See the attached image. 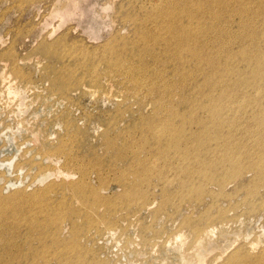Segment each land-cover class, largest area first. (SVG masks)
Returning <instances> with one entry per match:
<instances>
[{"label": "rangeland", "instance_id": "1", "mask_svg": "<svg viewBox=\"0 0 264 264\" xmlns=\"http://www.w3.org/2000/svg\"><path fill=\"white\" fill-rule=\"evenodd\" d=\"M175 1L0 0V264H229L239 249L264 254V213L248 218L244 206L227 201L223 211L209 210V199L195 204L184 189L198 193L209 175L192 177L191 160L157 156L173 145L147 143L141 125L151 123L156 137L171 119L180 122L172 111L208 122L199 133L191 123L198 139L185 138L165 155L200 154L214 142L263 151L264 2L192 0V38L177 30L171 47L157 46L146 35L158 32L155 23L167 25ZM125 15L141 21L133 25L142 27L139 47L154 49L145 66L118 47L117 36L132 33ZM175 19L186 20L182 13ZM177 47L196 50V60L176 55ZM86 76L102 80L96 92L50 90L51 80L79 87ZM252 202L258 207V197ZM210 224V236L199 238Z\"/></svg>", "mask_w": 264, "mask_h": 264}, {"label": "bare ground", "instance_id": "2", "mask_svg": "<svg viewBox=\"0 0 264 264\" xmlns=\"http://www.w3.org/2000/svg\"><path fill=\"white\" fill-rule=\"evenodd\" d=\"M169 1V0H168ZM180 1V2H178ZM178 1H175V2H172L171 3V9L170 12H166L168 13L167 14V17L166 19H169V22L168 20L167 21V25L163 26L162 24L160 25V27L155 23V25L153 26V28H158V32H155L153 33L152 31L146 35V38H149L150 40L152 39L153 41H156V45L158 46L159 42H165L164 43V47H171L173 45V42L176 41L175 39V31L178 30V32H180L182 35H183V38L185 40H189L190 38H192L190 36L191 31L193 30L192 27H191V23H190V20L192 19V15L194 13V11L192 12V8L189 7V5L192 3L191 1L192 0H178ZM232 1V0H231ZM242 1V0H241ZM244 1V0H243ZM245 2V1H244ZM256 2V1H255ZM254 2V4H255ZM259 2V1H258ZM257 2V4H258ZM262 2V1H260ZM264 2V0H263ZM202 2H200L199 0V3L197 6L199 5H202L200 4ZM243 3V2H242ZM251 3V2H250ZM237 4H239L237 2ZM263 4V3H262ZM236 5V4H235ZM248 5V4H247ZM256 5V4H255ZM123 6V5H122ZM245 6V5H244ZM250 6V5H249ZM257 6V5H256ZM255 6V7H256ZM253 7V6H252ZM264 7V6H263ZM122 8V7H120ZM244 8V7H243ZM242 8V9H243ZM262 8V7H261ZM259 8V9H261ZM123 9V8H122ZM178 9H180V11H177ZM200 8H198L199 10ZM241 9V8H240ZM253 9V8H252ZM126 10V9H125ZM195 10L197 11V13H201V11L199 10ZM257 10H258V7H257ZM139 11V10H138ZM247 11V10H246ZM251 11V9H250ZM263 11V10H262ZM128 12V11H126ZM137 12V11H136ZM135 12V13H136ZM133 13V12H132ZM162 13V12H161ZM176 13H182V15L185 17V23L183 24H180V25H175V15ZM241 13V12H240ZM251 13V12H250ZM144 14V13H143ZM146 14V13H145ZM260 14V13H259ZM128 15V14H127ZM125 15L127 18L125 19L126 21H129L131 20V16H127ZM131 15V14H130ZM134 15V14H133ZM161 15V14H160ZM164 15V14H163ZM162 15V16H163ZM264 15V14H263ZM150 16V15H149ZM161 16V17H162ZM166 16V15H165ZM239 16V15H238ZM242 16V14H241ZM258 17V15H256ZM159 17V15H158ZM249 17V16H248ZM121 18V17H120ZM144 18V16H143ZM146 18V16H145ZM163 18V17H162ZM244 18V17H243ZM242 18V19H243ZM250 18V17H249ZM123 19V18H122ZM262 19V18H261ZM67 20V19H65ZM116 20V19H115ZM159 20V19H158ZM145 21V20H144ZM143 21V22H144ZM161 21V20H160ZM138 22L139 24H141V21L140 20H137L135 19V17L132 18L131 20V23H132V33H130L128 36H122V37H119L117 36V39L116 41L119 42L118 43V47L119 49L121 50H125L126 54L128 55V58L127 60L129 61H136L137 63H140L141 66H145L146 65V62H145V57L149 56L151 54L150 51L154 50L151 48H149L148 50H142L140 47H139V37L142 35V27H138L136 26L135 28L133 27V25H135V23ZM147 22V20L145 21V23ZM115 41V39H114ZM255 41V40H254ZM258 41V40H257ZM256 42V41H255ZM148 42L146 41L144 44L146 45ZM257 43V42H256ZM53 44V43H52ZM143 44V46H145ZM113 45V43H112ZM46 46H49V45H46ZM53 46V45H52ZM113 47V46H112ZM122 47V48H121ZM50 48V46L48 47ZM139 48L141 50H139ZM257 48V47H255ZM102 49V48H101ZM243 49V48H242ZM111 50V49H110ZM52 51V50H51ZM115 51V49H114ZM182 50L179 49V47H177V49L175 50V54L178 55L179 52H181ZM157 52H159V50H157ZM156 52V53H157ZM182 52H185L187 54H189L192 58H197L194 56V53L190 52V50H183ZM181 52V54H182ZM50 54V53H48ZM47 54V56H49ZM54 54V53H53ZM52 54V55H53ZM160 54V53H158ZM174 54V55H175ZM186 54V55H187ZM173 55V54H172ZM173 55V56H174ZM243 55V54H242ZM183 56V55H181ZM240 56V55H239ZM245 56V55H244ZM247 56V55H246ZM120 57V56H118ZM150 57H153V54L152 56ZM11 58V57H10ZM184 59V57H182ZM185 58L187 59V56H185ZM191 58V60H192ZM223 58V57H222ZM225 58V57H224ZM228 58V57H227ZM240 58V57H239ZM13 59V58H12ZM126 59V58H125ZM244 59V58H243ZM126 60V61H127ZM161 60V59H160ZM182 60V59H180ZM190 60V59H188ZM196 60V59H195ZM223 60V59H222ZM230 60V59H229ZM242 60V59H241ZM120 61V60H119ZM179 61V60H178ZM121 62V61H120ZM186 61H184L185 63ZM226 62V61H225ZM234 62V61H233ZM90 63V62H89ZM115 63V62H114ZM129 63V62H128ZM182 63V62H181ZM183 63V64H184ZM192 63V62H191ZM111 64V63H110ZM130 64V63H129ZM222 64V62H221ZM229 64V63H227ZM94 65V64H93ZM109 65V64H108ZM113 65V64H111ZM188 65V63H187ZM225 65V63L223 64ZM229 66V65H228ZM234 66V65H233ZM231 67V65L229 66ZM228 67V68H229ZM235 67V66H234ZM257 67V66H256ZM260 67V65H259ZM136 68V66H135ZM138 68H139V65H138ZM141 68V67H140ZM143 68V67H142ZM236 68V67H235ZM234 68V69H235ZM258 68V67H257ZM230 69V68H229ZM255 69V68H254ZM260 69V68H259ZM131 70V68L129 69ZM232 71V70H231ZM253 71V69H252ZM260 71V70H259ZM90 72V71H89ZM116 71L114 70V73ZM254 72V71H253ZM64 73V72H63ZM135 73V72H134ZM137 73V72H136ZM155 73V72H154ZM186 73V72H185ZM161 74V73H160ZM159 74V75H160ZM184 74V73H183ZM255 74V73H254ZM60 75V74H59ZM62 75V74H61ZM118 75V74H117ZM141 75V74H140ZM242 75V74H241ZM64 76V75H63ZM63 76L61 78H63ZM137 76V75H136ZM162 76V75H161ZM126 77V76H125ZM61 78L57 81H53L51 80V88L50 90H54L57 86V89H61L62 92L63 91H66L68 89H72V90H79V92H81L82 94L84 93H90V92H96V91H93V88L97 89V87L100 88V86L102 85V80L100 78H98V76H92V77H87L86 76V79L80 83V86L78 87H74L76 86L75 85V82H72V83H65V84H62L64 82H61ZM162 78V77H161ZM57 79V78H56ZM156 79H158L156 77ZM244 79V78H243ZM65 80V78L63 79V81ZM133 81V85H136V86H140V84L138 83V81L135 79L134 75L131 79ZM143 80V79H142ZM220 80V79H219ZM234 80V79H233ZM260 80V79H259ZM66 81V80H65ZM89 81H91L89 83ZM165 81V80H164ZM239 81V80H238ZM246 81V80H245ZM184 82V81H183ZM214 82V81H213ZM223 82V81H222ZM235 82H236V79H235ZM263 82V80H262ZM186 83V82H185ZM212 83V82H211ZM221 83V82H220ZM253 83V82H252ZM78 84V83H77ZM150 84V83H149ZM148 84V85H149ZM155 84V83H154ZM158 84V82H157ZM182 84V83H181ZM184 84V83H183ZM238 84V83H237ZM153 85V83H152ZM166 85V84H165ZM164 85V86H165ZM169 85V84H168ZM153 86H156V85H153ZM185 86V85H184ZM184 86H183V89H184ZM220 86V85H219ZM98 88V89H99ZM157 88V87H156ZM159 88V87H158ZM148 89V88H147ZM146 89V90H147ZM160 89V88H159ZM172 89V88H170ZM182 89V91H183ZM186 89V88H185ZM188 89V88H187ZM178 90V89H177ZM60 91V90H59ZM158 91V90H157ZM165 91V90H164ZM3 92V91H2ZM56 92V91H55ZM78 92V91H76ZM152 92V91H151ZM177 92V91H176ZM73 93V92H72ZM147 93V92H146ZM155 93V92H153ZM152 93V95H153ZM162 93V92H161ZM174 93V92H173ZM254 93V92H253ZM53 94V93H52ZM150 94V93H149ZM158 94V93H157ZM166 94V93H165ZM175 94V93H174ZM182 94L184 95V93L182 92ZM51 95V94H50ZM66 95V94H65ZM64 95V96H65ZM92 95V94H91ZM155 95V94H154ZM153 95V96H154ZM170 95V94H169ZM173 95V94H172ZM254 95V94H253ZM63 96V97H64ZM160 96V95H159ZM175 96V95H174ZM182 96V95H180ZM62 97V96H61ZM68 97V96H67ZM162 97V96H161ZM164 97V96H163ZM66 98V97H65ZM69 98V97H68ZM166 98V97H165ZM172 98V97H171ZM187 98V96H186ZM183 99V98H182ZM63 100V99H62ZM67 100V98H66ZM69 100V99H68ZM67 100V101H68ZM155 100H157V98H155ZM65 101V100H64ZM71 101V100H70ZM159 101V100H158ZM162 101V100H161ZM187 101V100H186ZM173 102V101H172ZM154 103V102H153ZM158 103V102H157ZM164 103V102H163ZM166 103H169V102H166ZM184 103V102H183ZM226 104V103H225ZM231 104V103H230ZM172 105V104H171ZM169 105V106H171ZM174 105V104H173ZM256 105V104H255ZM12 106V105H11ZM183 104L180 102L179 105L177 107H173V110L174 109H177L178 110V107H182ZM10 107V106H9ZM242 107V106H241ZM12 108V107H11ZM10 108V109H11ZM166 108V107H165ZM14 109V108H13ZM227 109V108H226ZM168 110V109H167ZM13 111V110H12ZM172 111V110H171ZM184 111V110H183ZM181 111V112H183ZM197 111V110H196ZM174 112V114H173ZM211 112V111H210ZM241 112V110H240ZM180 113V112H179ZM178 112H175V111H172L171 113V116H176L177 118H180V122H175L174 119H171L167 126L163 127V129L160 131L161 133L159 135H157L156 137H154V135H152V132H154V128L152 126H150L149 123H147V120L142 123V135H144V137L146 136V142L149 143V142H152V141H155L159 144H164V145H173V146H168L166 148V150L168 148H173V147H177L180 143V141H182L183 139L187 138L189 140H192V141H195L197 140V136L198 134H193L191 132L188 131V126L191 125V123H194L196 125V128H197V132L199 133L200 131L203 132L202 129L206 128L205 127V124H208L205 123V121L201 118H197V119H192V118H188L185 120V116L186 115H183V114H179ZM168 114V113H167ZM178 115V116H177ZM142 116V115H140ZM170 116V115H169ZM168 116V117H169ZM215 117V115H214ZM143 118V117H142ZM146 118V117H145ZM187 118V117H186ZM148 119V118H147ZM151 119V118H150ZM207 119V118H206ZM210 119V118H209ZM214 119V118H213ZM208 120V119H207ZM144 121V120H143ZM142 122V121H141ZM149 122V121H148ZM157 122V121H156ZM163 122V121H162ZM164 123V122H163ZM166 123V122H165ZM217 123V122H216ZM155 126V124H154ZM207 126V125H206ZM215 126V125H214ZM219 127V126H217ZM136 127H134L135 129ZM156 129V128H155ZM130 130V129H129ZM132 130V129H131ZM157 130V129H156ZM134 131V130H133ZM174 131H178V132H175L173 133ZM212 131V130H210ZM158 132V131H157ZM207 133V132H206ZM149 137V138H148ZM217 140H220V137L218 136L217 137ZM218 142V141H217ZM223 143V142H221ZM243 143V142H242ZM237 144V143H236ZM241 144V143H240ZM239 144V145H240ZM111 146V143H108L107 144V147L109 148ZM246 147V145H245ZM255 148V147H254ZM252 148V149H254ZM165 150V151H166ZM160 152H154L155 154H157V156L159 155H164L166 156L165 158L166 159H169L170 158V163H172L174 160L175 161H180V163H182L183 160H187L190 162V160L192 161V166L189 165V169H193V171L191 172L190 170V173L192 174V177H197L198 178H201L200 177V173L204 171V173L208 174V178L207 179H203L202 178V181L204 183V187H198L196 185V187H198L197 189V192L198 193H195L196 192V188L193 187V185H190L188 188L184 189V191L186 193H189L191 192L192 194H194V197H193V202L195 204H198V205H206V199H209V203H208V209L211 210V209H214V207H217L216 209L218 211H223L220 206H221V203L223 201H227L229 204H232L234 206H236L235 208H237L238 206H244L246 208V214H247V217L248 218H252L254 216H259L261 213H264V150L263 151H249V150H246V149H242L240 147H237L235 146L234 144L230 145H225V143L220 144L219 143H215L213 144V146H208L206 151L203 152V153H193L191 151H187V150H184V151H181V152H176L174 155L170 156L169 155H165L164 152L165 151H162V150H159ZM193 151H198V149H194ZM196 154V155H195ZM201 163H204L205 167L203 168V170H200L197 165L198 164H201ZM203 166V165H202ZM138 176V175H137ZM136 176V177H137ZM204 176V175H203ZM191 177L192 180H195ZM193 182V181H192ZM200 182V181H199ZM192 184V183H191ZM201 184V183H200ZM78 186V185H76ZM73 187V190L75 189V187ZM200 186V185H199ZM210 187H215L217 190L214 192V191H211L210 190ZM47 191V190H46ZM45 192V191H44ZM47 193V192H46ZM50 193V192H48ZM76 194L77 195H81L82 192L81 190L79 189H76ZM44 197V196H43ZM93 197V196H92ZM258 197V200H259V205L258 207H254L252 205V201L253 199H257ZM53 199V198H52ZM105 198L101 199V200H104ZM93 200V198H92ZM92 200H90L92 202ZM98 201L99 202H101ZM96 201V200H94ZM86 203V202H85ZM97 203V202H96ZM95 203V204H96ZM93 204V203H92ZM148 209H151L152 207V203H149L147 206H146ZM195 208V206L193 207ZM192 208V209H193ZM58 209H60L58 207ZM260 210V211H257V210ZM4 210V209H2ZM5 211V210H4ZM58 212V210H57ZM86 212V211H85ZM84 212V213H85ZM245 212V211H244ZM72 213V212H71ZM74 213V212H73ZM72 213V214H73ZM88 213V211H87ZM59 215V214H58ZM57 215V216H58ZM85 215H87L85 213ZM244 215V213H243ZM56 216V217H57ZM60 216V215H59ZM66 216V215H65ZM64 216V217H65ZM68 216V215H67ZM77 216V215H76ZM61 217V216H60ZM63 217V216H62ZM75 219V218H74ZM17 220V219H16ZM15 220V221H16ZM66 220V218H65ZM70 220V219H69ZM205 220L206 221H214L215 219L213 217H210L208 215H205ZM58 221V220H57ZM62 221V220H61ZM75 221V220H74ZM60 222V221H59ZM58 222V223H59ZM63 222V221H62ZM62 222L60 223L62 225ZM65 222V221H64ZM91 223V222H90ZM52 224V223H51ZM67 224V223H66ZM65 224V225H66ZM1 225V224H0ZM48 225V224H47ZM59 225V226H61ZM77 225V223H76ZM74 225V226H76ZM88 225V224H87ZM96 225V224H95ZM13 226V225H12ZM20 226V225H19ZM18 226V227H19ZM90 226V225H89ZM93 226V224L91 225V227ZM211 224L206 226V228H204L203 230H201L199 232V238H206V237H209L211 232L213 230H211ZM11 227V225H10ZM18 227L16 229H18ZM72 228V226H70ZM84 227V226H83ZM82 227V229H83ZM87 228V227H86ZM95 228V227H94ZM191 230L193 231V233H197L199 231L198 229V225L197 224H192L191 225ZM10 229V228H9ZM15 229V228H14ZM58 229V228H57ZM70 229V228H68ZM75 229V228H74ZM81 229V228H80ZM79 229V230H80ZM81 229V230H82ZM110 229V228H109ZM1 230V229H0ZM12 230V229H11ZM59 230V229H58ZM17 231V230H16ZM77 231V230H76ZM5 232V231H4ZM11 232V231H10ZM84 233V232H83ZM6 234V233H5ZM54 234V232H53ZM58 234V232H57ZM72 234V233H71ZM11 235V234H10ZM9 235V236H10ZM17 235V234H16ZM73 235H74V232H73ZM72 235V236H73ZM111 235V234H110ZM2 236V235H1ZM8 236V235H6ZM8 236V237H9ZM38 236V235H37ZM39 237V236H38ZM75 237V236H74ZM77 237V236H76ZM1 238V237H0ZM5 238V237H4ZM3 238V239H4ZM28 238V237H27ZM2 239V240H3ZM12 239V238H11ZM18 239V238H17ZM35 239V238H34ZM63 240V239H62ZM76 240V239H75ZM1 241V240H0ZM5 241H8L5 240ZM4 241V243H5ZM16 241V240H15ZM25 241V240H24ZM39 241V240H38ZM42 241V240H41ZM67 242V241H65ZM63 242V243H65ZM62 243V244H63ZM44 245V243H43ZM56 245V244H55ZM65 245V244H64ZM68 245V244H67ZM72 245V244H71ZM70 245V248L74 247L75 246H72L71 247ZM37 246V245H36ZM69 246V245H68ZM27 247V246H26ZM42 247V246H41ZM40 247V248H41ZM44 247V246H43ZM46 247V245H45ZM66 248V246H64ZM63 246H62V249H65ZM78 247V246H77ZM251 247L252 249H254L253 245L251 244ZM17 248V247H15ZM46 248H49V247H46ZM45 248V249H46ZM4 250V248L2 249ZM39 250V248H38ZM59 250V248H58ZM70 250V249H68ZM77 250V249H76ZM91 250V249H90ZM25 251V250H24ZM23 251V252H24ZM36 251V250H35ZM43 251V250H41ZM57 251V249H56ZM54 251V252H56ZM65 251V250H64ZM72 251V250H70ZM75 251V250H74ZM94 251V250H93ZM91 250V252H93ZM12 252V251H11ZM27 252V251H26ZM45 252V251H44ZM50 252V251H49ZM60 252V251H59ZM63 252V250H62ZM67 252V251H66ZM252 252L253 250L251 251L250 248L246 249V251L242 250V249H239L238 251H236L235 253L232 254V256L229 257L228 259V262L229 260L231 261L233 258L234 260L231 261L229 264H264V254L263 253H258L256 255H252ZM34 253V252H33ZM36 253V252H35ZM43 253V252H41ZM46 253V252H45ZM65 253V252H64ZM72 253V252H71ZM9 254V253H8ZM38 254V252H37ZM48 254V253H47ZM46 254V255H47ZM68 254V253H66ZM66 254H64L65 256H67ZM41 255V254H40ZM45 255V254H44ZM93 255V254H92ZM39 256V254L37 255ZM52 256V255H50ZM59 256V255H58ZM72 256V255H71ZM70 256V257H71ZM74 256V255H73ZM23 257V256H22ZM26 257V255H25ZM53 257V256H52ZM36 257H34L35 259ZM40 258V257H39ZM57 258V257H56ZM65 258V257H64ZM68 258V257H67ZM81 258V257H80ZM48 259V257H47ZM45 259V260H47ZM59 259V257H58ZM73 259V258H72ZM76 259V258H75ZM79 259V258H77ZM30 260H33V259H30ZM44 260V259H43ZM42 260V261H43ZM53 260V259H52ZM51 260V261H52ZM71 260V259H70ZM86 260V259H85ZM37 261V259H36ZM57 261V260H56ZM63 261V260H62ZM61 261V262H62ZM29 262V261H28ZM32 262V261H31ZM84 262V261H83ZM82 262V264H83ZM34 263V261H33ZM46 263V262H44ZM49 263V262H47ZM64 263V262H63ZM37 264V263H36ZM66 264V263H64Z\"/></svg>", "mask_w": 264, "mask_h": 264}]
</instances>
